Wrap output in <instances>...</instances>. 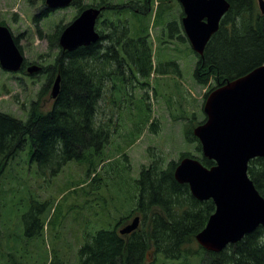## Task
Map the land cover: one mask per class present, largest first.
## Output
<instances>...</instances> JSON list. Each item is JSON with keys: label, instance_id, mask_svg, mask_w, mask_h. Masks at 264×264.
<instances>
[{"label": "rangeland", "instance_id": "obj_1", "mask_svg": "<svg viewBox=\"0 0 264 264\" xmlns=\"http://www.w3.org/2000/svg\"><path fill=\"white\" fill-rule=\"evenodd\" d=\"M106 2L110 7L103 10L96 29L110 35L116 27L119 36L126 30L129 37L147 26L144 34L151 47L152 69L131 74L120 65L106 64L117 71L113 75L117 90L112 91L114 81L107 78L108 98L99 101L97 118L116 129L104 149L109 162L91 174L86 161L73 160L53 175L29 159L28 145L9 158L0 174V264H51L54 253L56 264H75L89 234L127 217L132 205L128 206L126 195L132 201L144 166L166 167L183 154L199 160L203 156L199 140L187 138L186 132L206 120L205 101L216 82L212 76L204 83L197 81L199 55L184 32L180 1ZM99 4L101 0H78L35 18L46 8L44 0H0V21L10 27L25 55L23 72L0 67V111L25 119L33 103L51 107L53 82L47 87L43 70L60 48L52 46L50 38L55 41L57 29L63 31L79 15L81 5ZM111 36V41L100 42L102 49L116 44ZM31 63L43 69L29 75L26 69ZM111 163L121 167L117 177ZM133 217L125 218L126 224ZM191 248L197 253L180 260L160 255L154 264H201L200 245L195 242Z\"/></svg>", "mask_w": 264, "mask_h": 264}, {"label": "trees", "instance_id": "obj_2", "mask_svg": "<svg viewBox=\"0 0 264 264\" xmlns=\"http://www.w3.org/2000/svg\"><path fill=\"white\" fill-rule=\"evenodd\" d=\"M228 1L230 9L208 42L204 55L199 56L195 72L200 83L212 76L216 87L264 63V14L257 0ZM99 5L110 7L106 0H101ZM87 7L81 5L80 12ZM48 11L46 7L35 18ZM0 23L6 25L5 21ZM147 28L142 25L137 34L129 33L127 37L126 30L124 36H119L115 27L110 35L101 34L98 42L73 51L60 47L62 31L57 29L55 41L51 38L50 41L52 46L55 43L60 48L59 53L44 71L47 87L60 75V93L49 108L33 103L25 119L0 111V174L9 158H14L26 145L29 159L53 175L73 160L86 161L89 174L106 164L111 157L104 149L116 128L112 130L109 123L98 120V103L108 98L106 79L114 81L112 91L117 90L118 79L113 76L116 69L113 72L105 66L111 63L120 65L124 71L128 69L131 74L137 69L148 73L153 63L151 47L144 34ZM111 35L116 44L102 49L100 42L111 41ZM114 47L118 48L112 50ZM203 74L205 78H201ZM124 78L122 75L119 81ZM186 136L198 140L194 128H188ZM186 156L189 155L183 154L182 158ZM200 160L208 167L215 164L204 156ZM112 163L114 177H117L121 167ZM177 164L172 161L166 167L155 163L144 166L135 181L137 189L132 201L129 194L126 195L128 206L132 205L127 217L119 218L111 228L89 234L77 253L75 264H154L160 255L180 260L196 254L191 245L197 242L196 236L215 211V204L212 199L199 200L187 183L176 180ZM248 173L264 196V157L251 159ZM99 179L100 175L96 180ZM136 215L141 217L139 227L129 234H121L119 227L126 224L125 218ZM200 248L201 264H264V226L221 251ZM56 258L54 253L51 264L57 263Z\"/></svg>", "mask_w": 264, "mask_h": 264}, {"label": "water", "instance_id": "obj_3", "mask_svg": "<svg viewBox=\"0 0 264 264\" xmlns=\"http://www.w3.org/2000/svg\"><path fill=\"white\" fill-rule=\"evenodd\" d=\"M74 0H46L49 8L69 6ZM185 16L184 31L195 52L203 55L211 37L230 8L228 0H180ZM264 13V0H258ZM102 8L84 9L60 35L64 50L90 46L100 39L96 22ZM24 62L16 38L6 25L0 24V64L18 71ZM40 70L33 64L29 73ZM60 93V75L52 89V97ZM204 111L207 119L194 128L203 155L214 160L211 167L195 157L182 158L175 178L187 183L199 200L212 199L215 211L197 234L198 243L206 250L221 251L264 226V196L249 176V161L264 157V63L247 74L228 81L208 95ZM140 225V216L120 229L129 234Z\"/></svg>", "mask_w": 264, "mask_h": 264}]
</instances>
